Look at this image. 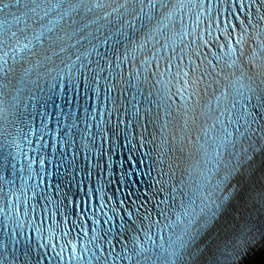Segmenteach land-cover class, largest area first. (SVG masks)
Here are the masks:
<instances>
[{"label": "snow or ice", "instance_id": "6c2138e0", "mask_svg": "<svg viewBox=\"0 0 264 264\" xmlns=\"http://www.w3.org/2000/svg\"><path fill=\"white\" fill-rule=\"evenodd\" d=\"M221 2L0 0V264L264 254V0Z\"/></svg>", "mask_w": 264, "mask_h": 264}, {"label": "clouds", "instance_id": "9594fccd", "mask_svg": "<svg viewBox=\"0 0 264 264\" xmlns=\"http://www.w3.org/2000/svg\"><path fill=\"white\" fill-rule=\"evenodd\" d=\"M128 155H129V153L126 150H123V154L122 155H121V150H118L117 153H116V155L113 156V163H114L113 174H112L111 177L108 176V179H111V180L114 181V183L110 185L112 192H114L117 189V187H119L121 189V193H123V194H126L129 191L135 192L137 190V188H139V190L141 192H143V190H142V184H139L136 187H135V184H133V186H132L131 189L125 188L123 185L118 184V182L121 180V177H119V179H118L115 176V173L119 172V170H124V171L125 170H129L130 172L131 171L132 172H136V169L129 167V163L130 162L127 161V159H126ZM121 159H124L125 160V163L123 164V166H121V164H120V160ZM136 179L138 180L139 177H136ZM128 182L129 183H132V180L129 179ZM121 193H118V195H119V197L122 198Z\"/></svg>", "mask_w": 264, "mask_h": 264}, {"label": "trees", "instance_id": "16d2710c", "mask_svg": "<svg viewBox=\"0 0 264 264\" xmlns=\"http://www.w3.org/2000/svg\"><path fill=\"white\" fill-rule=\"evenodd\" d=\"M262 259H264V254H259L252 260L251 264H260Z\"/></svg>", "mask_w": 264, "mask_h": 264}]
</instances>
